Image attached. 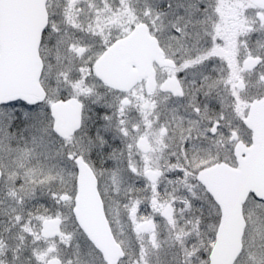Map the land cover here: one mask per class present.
<instances>
[{"label":"snow or ice","instance_id":"snow-or-ice-1","mask_svg":"<svg viewBox=\"0 0 264 264\" xmlns=\"http://www.w3.org/2000/svg\"><path fill=\"white\" fill-rule=\"evenodd\" d=\"M26 3L0 0V264H264V181L236 183L264 0H44L34 57Z\"/></svg>","mask_w":264,"mask_h":264},{"label":"water","instance_id":"water-1","mask_svg":"<svg viewBox=\"0 0 264 264\" xmlns=\"http://www.w3.org/2000/svg\"><path fill=\"white\" fill-rule=\"evenodd\" d=\"M9 15L13 21L18 22L22 27L23 38L34 57L36 49L34 36L38 35L36 29L42 28L46 19L44 0H28V3L23 7L10 10ZM141 51L139 45L130 49L132 55H139ZM113 69L111 67V71L117 75H126V73L121 72L118 64H115V71ZM34 71H37L35 60H26L19 42H14L8 61V82L12 84L19 83ZM251 127L254 129V158L245 171L236 179V183L242 185H254L264 181V113L252 117Z\"/></svg>","mask_w":264,"mask_h":264},{"label":"flooded vegetation","instance_id":"flooded-vegetation-1","mask_svg":"<svg viewBox=\"0 0 264 264\" xmlns=\"http://www.w3.org/2000/svg\"><path fill=\"white\" fill-rule=\"evenodd\" d=\"M112 68H114L113 70L115 71V64H113V66H111Z\"/></svg>","mask_w":264,"mask_h":264}]
</instances>
